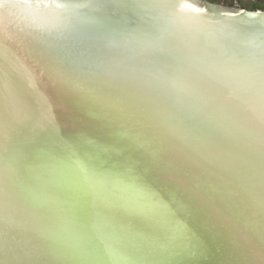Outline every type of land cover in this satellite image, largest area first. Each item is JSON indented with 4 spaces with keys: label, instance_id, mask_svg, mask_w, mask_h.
Segmentation results:
<instances>
[{
    "label": "water",
    "instance_id": "obj_1",
    "mask_svg": "<svg viewBox=\"0 0 264 264\" xmlns=\"http://www.w3.org/2000/svg\"><path fill=\"white\" fill-rule=\"evenodd\" d=\"M0 264H264V0H0Z\"/></svg>",
    "mask_w": 264,
    "mask_h": 264
}]
</instances>
